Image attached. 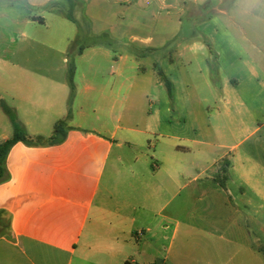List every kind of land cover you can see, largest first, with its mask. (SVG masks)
I'll return each instance as SVG.
<instances>
[{
    "label": "crops",
    "instance_id": "1",
    "mask_svg": "<svg viewBox=\"0 0 264 264\" xmlns=\"http://www.w3.org/2000/svg\"><path fill=\"white\" fill-rule=\"evenodd\" d=\"M55 1L0 0L15 47L0 54V145L14 135L6 108L32 138L67 117L70 127L60 143L9 149L0 264H255L263 252L253 232L249 246L247 222L260 223L264 203L253 162L264 143V0H218L210 10L225 22L192 40L177 39L182 18L207 0H77L87 38L106 33L117 50L75 54L72 97L66 54L78 29ZM197 202L207 205L203 237L183 219Z\"/></svg>",
    "mask_w": 264,
    "mask_h": 264
},
{
    "label": "rangeland",
    "instance_id": "2",
    "mask_svg": "<svg viewBox=\"0 0 264 264\" xmlns=\"http://www.w3.org/2000/svg\"><path fill=\"white\" fill-rule=\"evenodd\" d=\"M217 1L218 0H207V1H205V4H203L200 7H198V6H192L191 7L190 6L188 8L187 13L182 18V21H181L182 25H181V29L179 31V36L177 37V39L178 40L197 39V37H199V36L208 35L209 29L211 26L223 24L225 22L226 18L223 16H219L217 14L212 13V12H214V9L210 10L211 7H215L216 5L219 6ZM186 2L191 4L194 2V0H186ZM230 2H231V0H224L222 2V4H220V6L226 7ZM200 3H201V1H200ZM49 8L56 10V12H59L61 15H63L65 17L64 14L70 13L71 5H70L68 0H56L55 2H52L51 5H49ZM73 16H74L75 20H77L81 26L82 36L80 34V37H81L80 41L84 44L90 43L91 39L87 38V35H86L89 31V22H87L85 20L84 14H83V8L81 7V5L79 3L75 4V6L73 8ZM33 18H34V20L39 21V22L44 21L43 15H41V16L40 15L39 16L34 15ZM77 29H78V34H77V36H78L79 35L78 25H77ZM170 32H171V30H168V33H170ZM9 34H10V32L7 31L6 27L2 24V22L0 20V54H3L4 52H6L7 57L12 56L14 53V50H15L14 45H11V44L8 45ZM52 50L53 49H51L50 51H52ZM77 50H78V44L76 43V41H74L73 43H71L70 50L66 54L67 58H70L71 54L75 55ZM2 51H4V52H2ZM59 55H60V51L57 50L56 56H59ZM200 85H202L201 89L200 88L199 89H200L203 97L207 98L208 101L210 100L209 103L213 107L215 104L212 102L211 95L208 93L207 88L202 83H200ZM255 112H257V111H255ZM257 114H259V113H257ZM261 115L264 118V113H261ZM185 119L189 120L187 118H185ZM173 120H174V124H176L177 119L174 118ZM216 123L220 124L219 122H216ZM221 123L223 125L222 121H221ZM48 139L49 138L34 139V141L39 142V143H46L48 141ZM251 141L252 140H249V142L243 144L241 147H239V149L241 151H243L244 147L246 148V147H248L249 144L251 145V143H250ZM207 150L211 154H213V153L218 154V152L220 151V149L217 148L216 146H209V147L207 146ZM240 150H238V151H240ZM255 153H257V154L253 155V158H254L253 162L258 163V165L260 166V168H261L260 172L263 174V176L261 178L264 180V143L259 144V149L256 150ZM229 166H230V164H229V160L227 158L223 159L220 163L221 168H227ZM234 179H236V181H238V182L235 185L232 184V189L234 192H237V190L240 188V186L243 185V183H241L237 177H234ZM185 194L186 193L184 192L183 195H185ZM236 195H237V193H235V196ZM206 206H207L206 202H204V203L203 202H197V203H194L193 205H191L189 208H185V213L183 214L184 222H189L194 229L198 228V231H195L193 233L194 235L200 234L203 237V234L208 231V219H207V207ZM246 211L247 212L249 211V214L251 212H253L252 214L254 215L256 209L255 210L249 209ZM250 215H249V217H250ZM258 218L261 221L257 226H255V225L253 226L252 223L250 222V220H248V222H247V227H248V232H249L248 244H249V246L255 247V243L252 242V240H251L254 237L253 233H255L258 236V244L256 247L261 252L264 253V203H263V208L259 211ZM0 223L2 224L4 229L5 228L7 229L9 227V217L7 215H2L0 217ZM192 237L196 238L195 236H192ZM187 243L191 244V245L185 244L186 245L185 248L189 249L190 250L189 252H191L192 250L199 249V248L207 247L206 240H205V245L202 243V245H204L202 247H200V246L196 247V245L194 244L193 241L192 242L190 241ZM263 253L257 254V256H256L257 261L255 264H257V263L260 264V259H262V263L264 264V254Z\"/></svg>",
    "mask_w": 264,
    "mask_h": 264
},
{
    "label": "trees",
    "instance_id": "3",
    "mask_svg": "<svg viewBox=\"0 0 264 264\" xmlns=\"http://www.w3.org/2000/svg\"><path fill=\"white\" fill-rule=\"evenodd\" d=\"M68 1L71 5L70 13L64 14V15L66 16L67 19L75 22L79 28V35L77 36V38L75 40L76 43L78 44V50H77L76 54L80 55L83 53L85 48L95 46V45H106V46L110 47L114 52H116L117 48L114 47L115 42L113 40H111L109 35L106 33H103L101 35L88 37L89 39H91V42L87 43V44H84L80 41L81 40L80 39L81 38L80 37L81 26L78 23V21L75 20V18L73 16V8H74L75 4L77 3V0H68ZM81 36H82V34H81ZM129 50L132 53H135L137 56H140V57L145 56L144 51H140L139 49H136L134 47H130ZM74 56L75 55L71 54V57L69 59V64H68V66H69L68 80H69V84L71 87V97L74 94V84H73ZM114 58H116V56ZM159 74L167 85L169 96H172L171 82L167 79V77L164 75V73L161 70L159 71ZM6 110L10 115V118H11V121H12V124L14 127V135L12 138L8 139L7 141H5L4 143H2L0 145V184L8 181L10 178L9 172H8L6 165H5V159H6V155L9 151V149L15 143L21 141V142H24L28 145L57 144V143L62 142L65 139L66 134H67V130L70 129V127L67 123L68 117L66 119H61L55 124L53 135L48 139V141L46 143L35 142L34 139H45V138H43V137L32 138V137L27 136V134L23 131L21 125L18 123L17 118L14 115V113L12 111H10L8 108H6Z\"/></svg>",
    "mask_w": 264,
    "mask_h": 264
}]
</instances>
